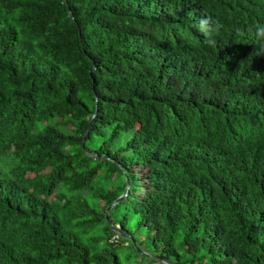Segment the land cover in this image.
<instances>
[{
    "label": "trees",
    "instance_id": "obj_1",
    "mask_svg": "<svg viewBox=\"0 0 264 264\" xmlns=\"http://www.w3.org/2000/svg\"><path fill=\"white\" fill-rule=\"evenodd\" d=\"M258 25L264 0H0V264H264Z\"/></svg>",
    "mask_w": 264,
    "mask_h": 264
},
{
    "label": "clouds",
    "instance_id": "obj_2",
    "mask_svg": "<svg viewBox=\"0 0 264 264\" xmlns=\"http://www.w3.org/2000/svg\"><path fill=\"white\" fill-rule=\"evenodd\" d=\"M196 27L199 33L204 37L203 43L210 48H215L217 46V40L213 34L218 30L219 26L215 25L208 16H204L198 18ZM237 32L240 35H243V32H241L240 29H237ZM255 37L260 41H264V25H258L256 27ZM262 54H264V44H262L260 49L257 50V56Z\"/></svg>",
    "mask_w": 264,
    "mask_h": 264
},
{
    "label": "rangeland",
    "instance_id": "obj_3",
    "mask_svg": "<svg viewBox=\"0 0 264 264\" xmlns=\"http://www.w3.org/2000/svg\"><path fill=\"white\" fill-rule=\"evenodd\" d=\"M142 231H143V230H140V232L137 233V236L140 235V236L145 237V234H144ZM146 243H148V241H147ZM125 253H126V251H122V252H121V255L123 256ZM145 254H146V256H148V257H155V255L149 254L148 252H145Z\"/></svg>",
    "mask_w": 264,
    "mask_h": 264
},
{
    "label": "water",
    "instance_id": "obj_4",
    "mask_svg": "<svg viewBox=\"0 0 264 264\" xmlns=\"http://www.w3.org/2000/svg\"><path fill=\"white\" fill-rule=\"evenodd\" d=\"M88 131V130H87ZM87 133V132H86ZM91 154H94V151H91V150H88ZM123 197V196H122ZM122 197H120L118 200H116V202H118ZM110 208H111V206L106 210V213H105V215H106V218H107V220H108V212H109V210H110ZM158 258H160V257H158ZM172 264V263H171Z\"/></svg>",
    "mask_w": 264,
    "mask_h": 264
}]
</instances>
